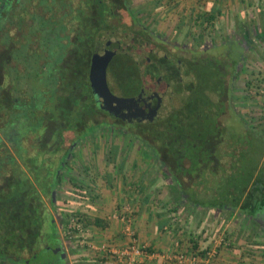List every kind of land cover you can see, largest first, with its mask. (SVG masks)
<instances>
[{
    "label": "rangeland",
    "instance_id": "1",
    "mask_svg": "<svg viewBox=\"0 0 264 264\" xmlns=\"http://www.w3.org/2000/svg\"><path fill=\"white\" fill-rule=\"evenodd\" d=\"M154 1L156 0H130L132 8L144 7L146 9V14L138 17H142L140 21L144 26H149L150 23L155 24L161 34L169 38L176 34L180 41L187 44H193L196 38L204 34L196 56L192 57L183 52V58L190 61L199 79V88L193 100L197 112L191 118L194 129L197 132L201 129L198 122L203 121L205 117L210 119L211 123L213 120V126H209L208 144L203 139L199 140L198 136L193 135V138L195 144L201 149L199 154L206 153L210 158V154L214 157L207 164L202 162L203 164H200L188 176L187 171L183 170L190 167L191 161L185 157L182 149L178 150L176 147H179L174 146L176 135L180 139L184 133L180 128L153 125L134 129V133L150 142V146L158 152L159 158L168 164L184 188L190 192L193 201L204 204L216 196L222 184L221 181L224 182L221 187L224 189L227 184L235 182L237 177L244 176L245 172L248 174L251 170H255V173L262 171L261 167L264 162L262 161L264 150V140L262 142L264 136V43L260 42L249 48L245 46L247 49L242 55L240 66L235 69L231 66L229 58L234 60L237 54L230 52L231 54H227L229 56L226 58L224 56L227 50L223 48L225 46H221L224 41L234 40L237 31L240 33L242 31L240 26L238 29L235 27L234 21L238 20L236 14L239 10L234 0L230 4L227 0L210 1L211 5L220 6L223 12L217 23L216 34L209 30L206 31L205 25L201 23L192 22L191 24L186 21L190 16L188 12L191 8H198L200 2L207 4L208 0H200V2L199 0H160L158 9L155 8ZM74 4L83 5L78 1ZM247 11L255 17L254 10L247 9ZM84 14V19L89 21L86 23L87 26L94 21L95 16L90 10H85ZM154 18L156 21H153ZM123 21L124 24L128 23L127 19ZM113 24L118 27L121 21L114 19ZM230 24V27H233L232 31L229 29ZM190 28L192 29L191 35L185 37ZM209 49L211 51L208 52ZM74 82L72 86L75 85ZM68 91L63 92L64 98L70 94ZM76 94L79 96L76 101L72 102L73 107L83 101V95L78 92ZM221 111L224 112L223 115L220 114ZM55 124V120L45 124L48 131L44 128V133L42 132L44 135L41 136L39 142L32 139L30 142L24 141L29 156L41 155L38 160L45 165L44 168L37 169L41 171V174L46 173L47 164L54 155L52 153L54 141L48 139V132L50 128H56ZM82 128L80 127L79 130L81 131ZM90 132V130L85 131L83 136ZM218 134H221L220 137ZM46 140L49 141L46 142ZM67 140H69L68 137ZM71 142L67 141V144ZM152 153L142 141L130 142L129 139L113 138L109 132H104L102 135L99 133L90 141L82 142L76 149L68 169V177L61 180L62 184L58 190L59 207L55 216L70 264L81 262L80 258L84 255L96 252L97 249L92 247L98 246L100 242H111L105 235L110 236L118 232L117 236L120 237L123 234L124 225L119 219L113 220L112 216L125 214V208L131 210L136 208L137 211L132 216L133 221L142 211L141 215L150 214L149 221L151 220L154 227L150 230L154 235L153 240L157 241L151 246L148 245L150 252L182 253L188 257L192 253L190 239H199L201 247L205 248L208 242L205 244L204 239L207 238L211 242V248L207 252L215 250L216 258L219 254L231 253L236 259H233L234 264H264V245H261L259 240L263 236L260 235L262 230L258 226L252 228L254 226L252 221L245 222V228H243V219L238 212L203 209L196 207L195 202L191 204L183 199L176 202L175 207L170 206L172 208L170 212L162 214L160 202L169 205V200H171L168 191L171 179L168 169L154 164ZM232 161L237 163H233V168L239 170L235 173L237 176H229L223 181L224 176L230 172L229 165ZM121 166L129 172L119 173ZM239 184H242V181H239ZM141 187H145L146 191L143 192ZM77 188H81V195L76 193ZM145 193L151 194L152 198L150 197L151 203L142 209L141 198ZM193 212V217H189ZM75 214L84 216L81 224L82 231L74 228L77 222ZM160 216H166V218L163 217V220H167L166 227L163 230H155ZM4 217L5 209L0 205V224L4 221ZM95 218L102 219L106 225L94 226ZM73 219L76 221L73 222ZM105 229L109 230L105 231ZM2 232L0 230V239L5 238ZM3 242L7 243L6 240ZM159 242L163 244L159 245Z\"/></svg>",
    "mask_w": 264,
    "mask_h": 264
},
{
    "label": "flooded vegetation",
    "instance_id": "2",
    "mask_svg": "<svg viewBox=\"0 0 264 264\" xmlns=\"http://www.w3.org/2000/svg\"><path fill=\"white\" fill-rule=\"evenodd\" d=\"M76 1L85 2L73 0L74 3ZM87 1L90 4L88 7L95 9L93 0ZM103 1L111 8V11L107 13L108 21L102 26L98 13L92 12L95 16L94 21L87 26L91 27L96 34L89 42L80 44L81 48L78 52V56L83 60L82 76H78V81L82 84V91L79 92L83 95V101L78 102L76 107L71 105L74 103H67L62 114L58 110L56 128H50L48 132V139L54 141L52 146L54 155L47 164L46 173L41 174V171L37 170L45 166L38 160L41 155L29 156L28 148L25 147L23 140L20 143L12 140L7 143L12 152L22 151L23 154L19 157L14 155L16 158L13 162L9 160L0 162L2 168L0 170V205L5 209L4 221L0 224L2 236L5 235L4 239H0V264H70L55 216L59 207L58 190L62 184L61 180L68 177L72 157L75 156L74 152L79 145L104 132H109L113 138L126 140L131 139L135 134L134 129L153 125L174 127L171 118L184 110L191 101L194 102L195 93L199 88V79L190 61L184 60L183 52L192 57L196 56L197 49L201 45L198 38L193 44L183 43L176 34L169 38L161 34L155 24L150 23L149 26H144L138 18L140 15L135 17L130 13V10L133 11L134 8L130 5L128 8L124 6L127 0ZM114 19H119L121 25L114 26ZM123 19H127L128 23L124 24ZM222 45L227 50L224 57L227 58L230 52L237 54L238 59L229 58L231 66L237 69L234 62L238 60L240 64L246 47L240 45L237 40L224 41ZM210 49L208 52L211 51ZM188 72L196 77L197 84L181 110L174 112L164 121L152 124L133 123L128 121L130 118L127 116L128 119L120 117L121 111L125 110L124 107H129L132 111H144L163 100L167 101L169 95H175L186 82ZM93 77L105 88V99L110 101L111 104L108 107L113 112L105 110L108 107L105 102L101 103V96L99 97L97 85L93 83ZM70 86L72 87V84ZM68 92L72 94V90L70 92L69 89ZM229 97L228 94L230 103ZM118 105L119 107L115 108ZM82 107L86 109V113L82 116V120L76 123L75 129L70 128L69 120ZM67 111L68 115H66ZM223 111L221 115L224 114ZM80 127H83L81 131ZM88 130L91 134L83 136V133ZM40 134L30 139L39 142ZM218 135L220 137L221 134ZM30 139L25 141L30 142ZM67 141L73 142L67 144ZM225 178L226 175L223 181ZM185 191L183 199L191 204L194 203L190 192L186 189ZM217 198V194L213 196L212 203ZM196 203L194 205L199 207ZM227 210L239 214L241 212L238 208L232 210L231 207H227ZM241 216L243 223L252 221L254 225L252 228L260 227L262 230L260 235L263 236L259 240L261 245H264L262 244L264 213L258 214L251 220ZM4 240L7 243L3 242Z\"/></svg>",
    "mask_w": 264,
    "mask_h": 264
},
{
    "label": "trees",
    "instance_id": "3",
    "mask_svg": "<svg viewBox=\"0 0 264 264\" xmlns=\"http://www.w3.org/2000/svg\"><path fill=\"white\" fill-rule=\"evenodd\" d=\"M84 1L83 5L76 6L73 0H0V162L5 160L13 162L16 158L14 155L19 157L23 154L22 151L15 153L9 149L7 143H10V140L20 143L22 140L25 141L40 133L42 134L45 124L54 122V120L57 121L59 111L62 114L65 110L64 106L75 101L79 96L76 93L82 91V84L78 81V76L82 75L83 60L78 56V52H80V44L89 42L96 34L91 30V27L86 26L89 21L84 19L85 10L97 12L102 26L106 25L108 21L107 13L111 11V8L103 0H91L95 9H90L88 1ZM129 5L130 0H127L124 6L128 8ZM154 5L158 9L160 0L154 1ZM145 10L144 7H138L134 8L133 11L130 10V13L138 17L146 14L147 11ZM188 14L190 16L187 17L186 21L191 24L192 22L201 23L205 25L206 31L209 30L213 34L217 33V23L222 16L220 6L211 5V3L201 4L200 2L198 8H191ZM153 21H156V18ZM191 28L189 31L187 30L185 37L191 35ZM203 38L204 34L199 36L200 44H202ZM244 38L253 42L251 44L247 43L249 48L262 42L264 34L258 30L253 22L251 27L244 30ZM234 64L237 68L240 66L238 60ZM72 82L75 85L71 87ZM69 89L70 92L72 90V94L64 98L63 92ZM244 99L246 100V98ZM195 112H197V109L191 101L184 110L171 118V121L174 122L173 128H180L181 132H184L180 139L176 135L174 146H178L179 148L176 147L178 150L182 149L185 157L191 161L190 167L183 170L187 171L188 176L200 164H207L214 157L210 153L211 158L206 153L204 155L199 154L201 149L195 144L193 138V135L194 137L198 136L199 140L203 139L207 143L209 126H213V120L211 123L210 119L205 117L203 121L198 122L201 129L198 128L199 131L197 132L194 129L193 120H191ZM85 113L86 109L84 107L79 109L78 113L68 122L71 125L70 128L75 129L77 127L76 123L82 120ZM201 113L200 115H203ZM66 115H68V111ZM185 127L189 128L184 130ZM41 134L38 137L41 138L43 135ZM129 140L130 142L142 141L153 152L151 155L154 164H159L160 168L168 169L171 179L168 191L171 200H169V205L164 204V202H160V204L162 214L166 211L170 212L172 209L170 206L175 207L176 202L183 200V194L186 193L184 185L168 164L159 158L158 152L150 146V142L135 134ZM232 163L236 162H231L229 165L231 169L233 167ZM122 167L119 168V173L129 172ZM254 171L251 170L248 174L245 172L244 184L243 182L242 184L238 183L240 186L235 184L238 188L234 186L233 189L229 190L225 186L222 189L223 184H221L217 191L218 198L214 203L208 200L204 204L199 202L196 204L200 208L208 210L217 208L227 210V207H231L232 210L238 208L241 210L240 216L243 215L248 220L264 213L263 177H261V182L260 180L257 181L259 188L249 195L243 205H240L241 193L247 189L246 182L248 183L252 179ZM181 174L183 173L181 172ZM235 189L240 194L234 193L233 190L236 191ZM80 190L81 188L76 189L78 195L82 194ZM231 193L236 195L232 197ZM193 215L194 212L189 217H193ZM75 217L77 219L76 224H82L84 216L75 214ZM245 222L242 223L243 228H245ZM103 224L102 219H94V226L101 227ZM190 242L192 243V254L197 251L200 252L201 256H204L211 248V242L207 238L204 239L205 244L208 242L205 248L201 247L202 244L199 239L191 238Z\"/></svg>",
    "mask_w": 264,
    "mask_h": 264
},
{
    "label": "crops",
    "instance_id": "4",
    "mask_svg": "<svg viewBox=\"0 0 264 264\" xmlns=\"http://www.w3.org/2000/svg\"><path fill=\"white\" fill-rule=\"evenodd\" d=\"M210 1L211 0H208V3H211ZM227 1H228V4H230L232 2V0H227ZM234 1L237 4L238 10H239L237 12V14H236L238 16V20H237V22L234 21L235 27H236V29H238V26H240V28H242L241 33L238 32V31L236 32L237 36H236V38L234 40H237L239 42V44L242 45V46H248L247 43L251 44L253 42L250 41L249 39H245L244 38V30L247 27L248 28L251 27L253 22L257 26L258 30H260V32L262 34H264V0H234ZM247 9L254 10L255 13H256L255 17L251 16V13L249 11H247ZM243 10H246L248 12V14H247L246 11H243ZM222 15H223V12H222ZM255 20H256V22H255ZM230 26H231V24L229 25V27ZM232 28L233 27L229 28L230 31H232ZM262 43H264V39H263ZM263 140H264V138L262 139V142H263ZM262 158H263L262 159V161H263L264 160V150H263ZM232 162H234V161H232ZM262 164H263L262 167H261L262 171L260 173H254L252 179L248 183L246 182L247 189H245L244 192L241 193L242 194L241 195L242 197L240 199V203L241 204H242V202L244 200L248 199V197H249V195L251 193L255 192L259 188V183L257 181L260 180V182H261L262 181L261 177L264 178V162ZM229 170H230V172H229V174L226 175V178L229 177V176H232V175L237 176V175H235V173L239 171L238 168H233V167H232V169L229 168ZM244 178H245V176L237 177L235 182L232 183L234 185L227 184V188L229 190L233 189L235 184L238 185L239 181L243 182ZM263 183H264V180H263ZM243 184H244V182H243ZM238 186H240V185H238ZM238 186H235V188H238ZM144 188L145 187H141L143 192L146 191V190H144ZM235 190L236 191L233 190L234 193L240 194V192L237 189H235ZM149 193H145L143 195V197L141 196L142 197L141 199H142V202H143L142 205H141L142 209H144L146 207V205L151 203L150 199L152 197H151V194H149ZM232 193H231L232 197L234 195H236V194L232 195ZM136 211H137L136 208L134 210L130 209L131 217L133 216L134 212H136ZM141 213L138 214L135 217L136 219L134 221L132 219V223H133L132 227H133V230L136 233V237L139 239V242L141 244H147V245L151 246L152 244L157 242V241L153 240V238H154L153 236L154 235H153V232H151V230H152L151 228H154V227H153V224L150 222L151 220L149 221L150 214H145L144 213L143 215H141ZM166 213H167V211L164 212V214H166ZM163 217L166 218V216H160V219H159L160 221L156 224L155 230L156 229L163 230V228L166 227L165 223H166L167 220L166 219L163 220ZM109 219L111 220V217ZM147 221H148V224H147ZM113 222H116V221H113ZM104 225H106V222H104ZM147 229H148V231H147ZM107 230H109V229H105V231H107ZM111 231H113V230H111ZM113 232H115V231H113ZM117 233H114V234H112L110 236L105 235V237L108 238L111 242H113V240H114L115 243H117V245H122L123 244V239H122L123 238V234H121V236L118 237ZM162 241H163V239H162ZM162 244H163V242H159V245H162ZM164 244H165V242H164ZM154 253L159 255V256L157 258L149 259L147 261V264H179L174 259H168V256H170L168 253L167 254H160V253H157V252H154ZM79 256H82V255H79ZM185 257H186V261H185L184 264H191L190 260H189L190 256H188V257L185 256ZM80 259L82 261L78 262V263H81V264H118L115 261H113L111 259H108V257H105L104 255H101L100 253H89L87 256L84 255ZM233 259H235L233 254H231V253H222V254H219L217 256V258L214 257L211 262H212V264H218V262H219V264H234L233 263ZM78 263L76 262V264H78Z\"/></svg>",
    "mask_w": 264,
    "mask_h": 264
},
{
    "label": "built area",
    "instance_id": "5",
    "mask_svg": "<svg viewBox=\"0 0 264 264\" xmlns=\"http://www.w3.org/2000/svg\"><path fill=\"white\" fill-rule=\"evenodd\" d=\"M125 214L112 216L113 220L119 219L124 225L123 229V244L117 245L115 242L103 241L98 246H93V249H97L94 253H100L108 259L115 261L118 264H147L149 259L157 258L159 255L154 252H150L147 244H141L136 237V233L132 227V217L129 208H125ZM119 216V218H118ZM76 220L73 219V222ZM76 224V222H75ZM78 231H82L81 224L74 226ZM71 233V232H69ZM168 259H174L179 264H184L186 257L182 253L172 254L169 253ZM216 251L206 252L204 256H201L199 252L190 254L191 264H210L212 258L216 257Z\"/></svg>",
    "mask_w": 264,
    "mask_h": 264
},
{
    "label": "water",
    "instance_id": "6",
    "mask_svg": "<svg viewBox=\"0 0 264 264\" xmlns=\"http://www.w3.org/2000/svg\"><path fill=\"white\" fill-rule=\"evenodd\" d=\"M188 76L183 86L178 89V92L176 91L175 95L173 96L169 95V99L167 101L163 100L158 104L151 106L149 110L147 109L144 111H132L129 107H124L125 110L123 109L124 111H121L120 117L124 119L129 117L130 119L127 118L128 121L141 124H152L164 121L165 119L170 117L174 112L181 110L184 107L191 93L195 90L197 84L196 77L191 72H188ZM92 80L93 83L95 82V84L97 85L96 87H98L99 97L101 96V103L103 101L107 105H105L106 107L110 106V101L105 99V88L102 86V84H98L97 80H95L94 77L92 78ZM119 104H121V102H119ZM117 107H119V105L115 108ZM105 110L113 112L109 107Z\"/></svg>",
    "mask_w": 264,
    "mask_h": 264
}]
</instances>
